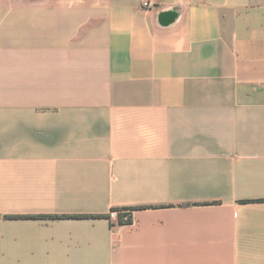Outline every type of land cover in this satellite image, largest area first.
<instances>
[{
    "label": "crops",
    "instance_id": "0c3cea01",
    "mask_svg": "<svg viewBox=\"0 0 264 264\" xmlns=\"http://www.w3.org/2000/svg\"><path fill=\"white\" fill-rule=\"evenodd\" d=\"M143 1L0 0V264H264V0Z\"/></svg>",
    "mask_w": 264,
    "mask_h": 264
},
{
    "label": "built area",
    "instance_id": "2783aa9c",
    "mask_svg": "<svg viewBox=\"0 0 264 264\" xmlns=\"http://www.w3.org/2000/svg\"><path fill=\"white\" fill-rule=\"evenodd\" d=\"M142 6L148 8L151 6V2L149 0H144ZM128 213V210H110L107 215L110 221H117L119 214H123L122 220H126L128 218Z\"/></svg>",
    "mask_w": 264,
    "mask_h": 264
},
{
    "label": "trees",
    "instance_id": "16d2710c",
    "mask_svg": "<svg viewBox=\"0 0 264 264\" xmlns=\"http://www.w3.org/2000/svg\"><path fill=\"white\" fill-rule=\"evenodd\" d=\"M118 210H127V208H121ZM122 216H123V214H119V218L117 220L118 223H128L131 220L129 213H128V218L126 220H122ZM4 217H9V216L4 215ZM72 217H93V215H72ZM107 217H108V215H107Z\"/></svg>",
    "mask_w": 264,
    "mask_h": 264
},
{
    "label": "rangeland",
    "instance_id": "374dc122",
    "mask_svg": "<svg viewBox=\"0 0 264 264\" xmlns=\"http://www.w3.org/2000/svg\"><path fill=\"white\" fill-rule=\"evenodd\" d=\"M116 210V209H115Z\"/></svg>",
    "mask_w": 264,
    "mask_h": 264
}]
</instances>
